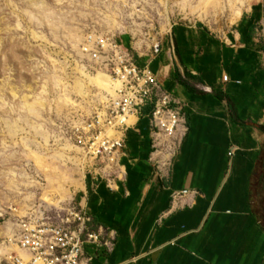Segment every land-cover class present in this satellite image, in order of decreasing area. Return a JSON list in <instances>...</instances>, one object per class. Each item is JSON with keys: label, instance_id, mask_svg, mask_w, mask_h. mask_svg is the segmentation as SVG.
<instances>
[{"label": "crops", "instance_id": "1", "mask_svg": "<svg viewBox=\"0 0 264 264\" xmlns=\"http://www.w3.org/2000/svg\"><path fill=\"white\" fill-rule=\"evenodd\" d=\"M162 32L151 44L123 38L176 101L182 132L164 161L145 108L120 177L92 166L73 200L115 245L84 250L91 264H264V6L224 32L196 22Z\"/></svg>", "mask_w": 264, "mask_h": 264}, {"label": "rangeland", "instance_id": "2", "mask_svg": "<svg viewBox=\"0 0 264 264\" xmlns=\"http://www.w3.org/2000/svg\"><path fill=\"white\" fill-rule=\"evenodd\" d=\"M240 1L0 0V264L12 250L1 240L12 209L57 205L68 192L66 201L73 200L94 166L71 137L73 123L89 117L108 92L91 80L108 77L81 63L85 37L111 36L126 47L129 34L151 44L173 22L224 32L236 23L231 13ZM254 4L264 0L239 10ZM165 142L159 150L167 161L172 153Z\"/></svg>", "mask_w": 264, "mask_h": 264}, {"label": "built area", "instance_id": "3", "mask_svg": "<svg viewBox=\"0 0 264 264\" xmlns=\"http://www.w3.org/2000/svg\"><path fill=\"white\" fill-rule=\"evenodd\" d=\"M80 59L88 70L103 72L110 83L91 115L80 117L71 128L75 148L94 164L98 175L120 177L126 132L136 126L145 108H149L153 141L167 139L164 150L172 153L182 132L181 115L159 80L147 68L137 67L130 51L111 36L87 35ZM223 79L227 82V77ZM11 217L7 223L11 238L1 236L2 245L8 242L12 247L7 264H91L93 258L85 252V245L108 253L115 245L114 235L96 227L74 200L15 208Z\"/></svg>", "mask_w": 264, "mask_h": 264}, {"label": "bare ground", "instance_id": "4", "mask_svg": "<svg viewBox=\"0 0 264 264\" xmlns=\"http://www.w3.org/2000/svg\"><path fill=\"white\" fill-rule=\"evenodd\" d=\"M212 1L216 2L217 0H212ZM251 1L252 0H242V1H240L239 4H238L239 7H236V8L232 9L231 19L230 20L237 22L240 19V17L242 16V12H243L242 10H239V8L240 7H244L246 3H251ZM101 75H98L97 77H95V79L91 78V80L94 81L96 84H99L103 90L109 91L110 90L109 80L106 77L101 76ZM160 141H162V139ZM81 165H82V167L80 168L79 173L83 176L84 175V169H85L84 167H85V165H83V164H81ZM70 197L71 196H70L69 192L65 193L64 195H62V197H61L62 200L61 201H66V199H69ZM9 226L10 225H8L5 229L3 228V233L5 235L7 234V236H9L11 238V236H12V231L11 230L12 229L9 228Z\"/></svg>", "mask_w": 264, "mask_h": 264}]
</instances>
